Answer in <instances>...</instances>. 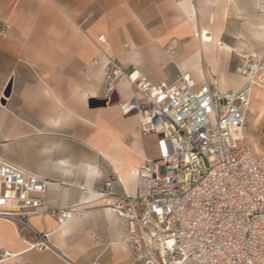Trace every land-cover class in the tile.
Listing matches in <instances>:
<instances>
[{"label":"crops","instance_id":"obj_1","mask_svg":"<svg viewBox=\"0 0 264 264\" xmlns=\"http://www.w3.org/2000/svg\"><path fill=\"white\" fill-rule=\"evenodd\" d=\"M255 7V0H0V159L46 179L52 209L80 214L31 218L39 232L55 233L54 249L43 252L0 218V264H135L128 222L100 192L117 175L118 192L136 197L158 139L141 135L136 115L102 106L108 64L158 85L184 74L197 88L241 89L236 26ZM115 93L120 102L134 96L126 81Z\"/></svg>","mask_w":264,"mask_h":264},{"label":"built area","instance_id":"obj_2","mask_svg":"<svg viewBox=\"0 0 264 264\" xmlns=\"http://www.w3.org/2000/svg\"><path fill=\"white\" fill-rule=\"evenodd\" d=\"M98 42L107 45L104 35ZM235 73L246 79L244 87L221 92L209 82L197 88L184 74L158 85L109 62L107 101L117 83L128 82L134 96L119 103L122 115H136L141 135L158 139L157 155L139 170L136 197L118 192L117 175L100 192L128 222L135 264H264V156L246 146L245 133L255 89L264 82V54H237ZM48 184L0 159V218L14 224L23 242L34 237L30 245L39 252L54 249L55 233L39 232L31 218L53 215L64 222L80 215L52 209Z\"/></svg>","mask_w":264,"mask_h":264},{"label":"rangeland","instance_id":"obj_3","mask_svg":"<svg viewBox=\"0 0 264 264\" xmlns=\"http://www.w3.org/2000/svg\"><path fill=\"white\" fill-rule=\"evenodd\" d=\"M257 7L249 10L247 23L236 26L238 54L246 52H261L264 54V1L255 0ZM235 76L236 74L231 71ZM238 77V76H236ZM264 86V82L262 84ZM252 110L250 109L249 123L245 128L247 135L246 146L253 150L256 157L264 156V97L255 91Z\"/></svg>","mask_w":264,"mask_h":264},{"label":"water","instance_id":"obj_4","mask_svg":"<svg viewBox=\"0 0 264 264\" xmlns=\"http://www.w3.org/2000/svg\"><path fill=\"white\" fill-rule=\"evenodd\" d=\"M5 97H9V94H5ZM4 103H5V102L3 101V104H4ZM119 103H120V100H119L117 94L114 93V95H113V97L111 98V100H110L109 102H108L107 100L104 101V102L102 103V106H106L107 104L110 105V106H116V105H119Z\"/></svg>","mask_w":264,"mask_h":264},{"label":"bare ground","instance_id":"obj_5","mask_svg":"<svg viewBox=\"0 0 264 264\" xmlns=\"http://www.w3.org/2000/svg\"><path fill=\"white\" fill-rule=\"evenodd\" d=\"M206 34H203V41H211L210 37L208 36H205ZM205 36V37H204ZM257 89V88H256ZM255 89V90H256ZM258 95L259 96H263L264 97V86L261 85V87H259L258 89ZM252 106H253V103H252ZM252 106H251V110H252Z\"/></svg>","mask_w":264,"mask_h":264}]
</instances>
